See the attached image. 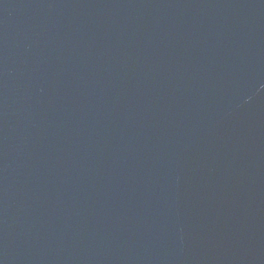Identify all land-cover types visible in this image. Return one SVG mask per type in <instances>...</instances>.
<instances>
[{
    "label": "water",
    "instance_id": "obj_1",
    "mask_svg": "<svg viewBox=\"0 0 264 264\" xmlns=\"http://www.w3.org/2000/svg\"><path fill=\"white\" fill-rule=\"evenodd\" d=\"M0 264H264V0H0Z\"/></svg>",
    "mask_w": 264,
    "mask_h": 264
}]
</instances>
